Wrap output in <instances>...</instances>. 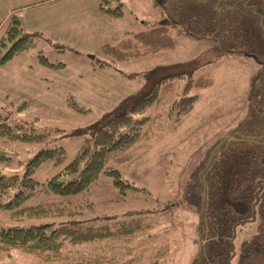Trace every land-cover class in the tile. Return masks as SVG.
Listing matches in <instances>:
<instances>
[{
	"label": "rangeland",
	"instance_id": "rangeland-1",
	"mask_svg": "<svg viewBox=\"0 0 264 264\" xmlns=\"http://www.w3.org/2000/svg\"><path fill=\"white\" fill-rule=\"evenodd\" d=\"M40 1L0 0V18H7L16 8L14 13L25 31L34 34L38 43L36 50L0 67V124L5 121L13 128H24L18 132L49 131L52 140L26 145L0 138V154L10 158L0 160V172L22 174L25 164L36 154L55 147L66 149L67 164L86 140L93 138L92 126L131 91L180 73H192L195 79L210 73L214 86L194 92L199 100L189 115L176 122L178 107H174L171 118L164 115L146 127L151 132L149 141L110 160L108 165L117 168L124 181L142 191H128L125 203L111 204L106 201L114 198L117 191L104 177L95 199L104 202L96 205L89 217L110 222L143 212L142 216L153 224L145 237L150 246V250H145L149 254L147 260L166 247L162 264H190L203 239L198 226L205 207V177L212 161L233 149L252 148L258 156L261 184L253 220L236 234L238 259L244 244L261 237L264 49H257L252 57H238L228 33L248 20L264 37V0H102L106 7H120L124 13L122 18H111L107 24L94 18L99 14L101 0H62L42 7H24ZM160 25L169 27L175 49L124 63H113L99 51L103 43L113 44L116 38ZM39 55L53 64L63 63L64 69L40 66ZM98 62L105 63V68L99 67ZM160 67L165 68L156 71ZM175 84L176 91L168 105L151 108L147 116L165 114L174 101L181 99L186 81L177 80ZM70 96L87 112L70 108ZM63 167L48 164L36 173V179L43 182ZM8 200V196L0 198L2 203ZM107 216L113 218L105 219ZM14 224L0 209V228ZM0 263L45 264L18 250L9 256L0 255Z\"/></svg>",
	"mask_w": 264,
	"mask_h": 264
},
{
	"label": "trees",
	"instance_id": "trees-1",
	"mask_svg": "<svg viewBox=\"0 0 264 264\" xmlns=\"http://www.w3.org/2000/svg\"><path fill=\"white\" fill-rule=\"evenodd\" d=\"M59 1L62 0H42L30 7ZM98 10L111 18L124 16L120 7L108 8L102 0ZM228 39L238 49V57H252L257 49H264L263 35L248 20L232 29ZM175 47L169 27L160 25L117 39L113 44L106 43L99 51L110 57L113 63H124ZM37 48L34 34L25 31L15 13L7 19L0 18V67ZM38 64L52 70L65 67L63 63H51L44 55L38 56ZM97 64L105 68V63ZM177 80L186 81L181 99L174 101L169 112L147 116L151 108L161 109L168 105L169 98L176 91ZM213 84L214 79L209 73L196 79L192 73H180L154 84L145 83L121 99L92 126L93 138L86 140L69 163L66 164V149L55 147L36 154L25 164L22 174L0 172V198H9L5 203L0 202V209L15 223L0 228V255L9 256L18 250L38 257L45 264H162L166 247L158 249L147 260L149 254H145V250H150V246L145 243V237L152 231L153 224L142 216L143 212L129 219L110 222H97L89 215L95 212L96 205L104 202L95 201L104 177L117 191L114 198L106 201L111 204L125 203L128 191H142L124 181L121 172L108 165L110 160L142 141H149L151 132L146 127L153 120L163 119L164 115L171 118L176 106L175 120L180 122L194 110L199 100V95L194 92ZM68 106L79 113L87 112L73 101L72 96L68 98ZM18 130L24 128H13L4 121L0 124V138L26 145L47 144L52 140L49 131ZM257 158L252 148L233 149L212 161L205 177V207L198 226L203 239L190 264H236L235 260L237 264H252L260 258L258 264H264V194L259 205L261 237L256 236L244 244L238 259L234 243L237 231L254 217L256 193L261 184ZM9 159L0 154L2 162ZM48 164L53 168L64 167L43 182L37 180L36 173ZM110 218L113 217H105ZM247 257L250 261L246 262Z\"/></svg>",
	"mask_w": 264,
	"mask_h": 264
},
{
	"label": "crops",
	"instance_id": "crops-1",
	"mask_svg": "<svg viewBox=\"0 0 264 264\" xmlns=\"http://www.w3.org/2000/svg\"><path fill=\"white\" fill-rule=\"evenodd\" d=\"M59 2H61V1H59ZM54 3H58V2H54ZM53 3H48V4H46V5H52ZM46 5H44V6H46ZM30 6H31V4L30 5H27V6H24V7H29L30 8ZM42 7V6H41ZM98 7H99V5H98ZM31 8H36V7H31ZM16 10V8L15 9H13V12L12 13H14V11ZM11 13V14H12ZM98 13L100 14H95V16H94V18H95V20L98 22V23H100V24H107L110 20H111V17H108V16H104V15H102L100 12H99V10H98ZM11 14H9L8 15V17L11 15ZM7 17V18H8ZM7 18H5V19H7ZM31 34V33H30ZM118 38H116L115 40H117ZM115 40H114V42H115ZM104 44H106V43H103V44H101V45H99V48L102 46V45H104ZM210 74V73H209ZM214 83H215V81H214ZM213 86H214V84H213ZM136 90H134V91H131L129 94H131V93H133V92H135Z\"/></svg>",
	"mask_w": 264,
	"mask_h": 264
}]
</instances>
